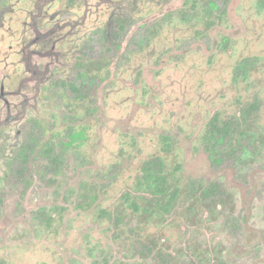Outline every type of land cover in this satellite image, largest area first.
I'll list each match as a JSON object with an SVG mask.
<instances>
[{"label":"rangeland","instance_id":"rangeland-1","mask_svg":"<svg viewBox=\"0 0 264 264\" xmlns=\"http://www.w3.org/2000/svg\"><path fill=\"white\" fill-rule=\"evenodd\" d=\"M0 264H264V0H0Z\"/></svg>","mask_w":264,"mask_h":264},{"label":"trees","instance_id":"trees-1","mask_svg":"<svg viewBox=\"0 0 264 264\" xmlns=\"http://www.w3.org/2000/svg\"><path fill=\"white\" fill-rule=\"evenodd\" d=\"M211 121H213V119ZM211 123L208 124L210 126L207 128L206 133H205V139L207 142H209V144L215 143V141L221 136V134L225 133V130H222L221 128H219L216 125V122H213L212 124Z\"/></svg>","mask_w":264,"mask_h":264}]
</instances>
